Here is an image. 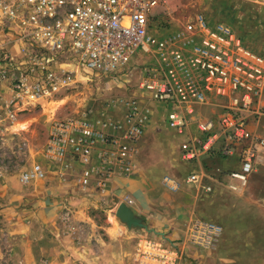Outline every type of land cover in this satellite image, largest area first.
<instances>
[{
    "label": "built area",
    "instance_id": "1",
    "mask_svg": "<svg viewBox=\"0 0 264 264\" xmlns=\"http://www.w3.org/2000/svg\"><path fill=\"white\" fill-rule=\"evenodd\" d=\"M161 1L0 0L4 44L19 48L14 57L0 45V81L36 107L75 85L74 70L56 72L55 62L112 77L134 60H146L138 70L137 89L165 110L163 121L169 130L186 135L179 145L180 159L190 163L211 152L222 158L238 153L239 169L220 173L233 181L227 189L236 193L247 187L264 151V137L252 134L245 120L264 94V56L248 48L232 28L211 25L201 13L177 31L158 35L163 31L156 23ZM213 98L222 102L220 114L216 119L201 116L200 107L212 104ZM105 106H122V120L103 116L104 110L54 119L43 146L46 160L61 170L63 187L71 185L77 196H94L101 202L113 178L132 174L151 112L134 96L112 98ZM189 126L194 133H185ZM45 178L43 170L34 168L25 171L20 182L27 185ZM198 181L196 175L186 179L188 184ZM162 182L173 192L180 188L170 176ZM201 189L206 195L213 193L211 186ZM222 235L220 225L194 219L187 226L185 245L209 250ZM182 256L178 261L194 264Z\"/></svg>",
    "mask_w": 264,
    "mask_h": 264
},
{
    "label": "rangeland",
    "instance_id": "2",
    "mask_svg": "<svg viewBox=\"0 0 264 264\" xmlns=\"http://www.w3.org/2000/svg\"><path fill=\"white\" fill-rule=\"evenodd\" d=\"M156 12V23L163 29L158 35L177 31L198 13L211 25L222 23L232 29L227 22L214 23V20L225 17L226 20L237 21V14L238 19L240 16L231 0H162ZM4 43L6 39L0 35V44ZM14 46L17 48L13 51L15 53L5 50L18 57L19 48ZM137 56L140 57L139 52ZM145 62L134 60L112 77L97 76L89 71L85 80L80 82L74 78L75 85L62 89L53 98L36 107L27 104L25 98H19L7 83L0 81V264H170L174 260L176 264L184 263V260L178 261L182 254L181 244H178L180 240L175 244L168 242L164 235L149 227L128 229L115 216L110 218L111 214L107 210L90 203L63 201L51 210L55 213L53 223L42 224L36 221L33 225L26 224L29 219L36 217V208L28 209L25 197L21 196L25 195V187L33 188L34 183L42 180L27 185L20 182V177L32 162L26 159L25 139L31 148L44 146L48 127L36 120L25 131V107L37 109L43 105L40 111L26 113H35L36 117L44 113L48 120L75 117L88 111L95 114L107 107L105 103L108 100L122 95L120 83L125 82L129 92L134 90L129 77L137 75L140 64ZM79 68L84 67L62 61L53 65L56 72L73 69L75 75L81 70ZM261 101H264V94ZM211 110V107H202L205 115H210ZM163 114H154V120L157 121L154 131L165 140L175 141L176 134L166 127ZM29 152L31 154L33 150ZM223 163L236 169L231 161ZM248 184L255 190L264 188V167L250 174ZM203 213L208 217H199V220L216 223L223 229V225L214 219L213 207L204 209ZM111 224L116 229H111Z\"/></svg>",
    "mask_w": 264,
    "mask_h": 264
},
{
    "label": "crops",
    "instance_id": "3",
    "mask_svg": "<svg viewBox=\"0 0 264 264\" xmlns=\"http://www.w3.org/2000/svg\"><path fill=\"white\" fill-rule=\"evenodd\" d=\"M231 1L240 14L239 19L237 14V21L226 20L222 17L221 20L220 18L214 20V23L225 21L230 24L248 48L263 56L264 0ZM3 47L11 52L17 49L10 43L3 44ZM79 69L81 70L75 78L81 82L86 79L85 76L89 71L82 70L84 68ZM138 79V74L129 77V81L133 84L131 85L135 87L132 92H129L125 82L120 83L122 95L117 96H134L151 110L139 143V156L132 174L127 178H113L108 185L104 202L94 196H77L71 189V185L66 188L62 186L61 170L55 169L46 160L43 146L40 148L32 146L31 148L25 139L26 159L32 161L27 170L37 168L46 173V178L34 183L33 188L25 187V195L21 196L25 197V205L28 209L36 208L34 211L35 215L37 214L36 217L34 215V218L29 219L26 224L33 225L36 221L42 224L53 223L55 213L51 210L63 201H72L74 204L76 202L90 203L107 210L111 214L110 218L115 216L119 205L125 204L135 217L141 219L144 227L161 233L168 242L174 243L180 240L181 243L178 244H181L182 253L194 264H264V188L255 190L252 185L250 187L248 184L236 193L228 191L227 185L233 181L220 173L239 169L238 153L229 158H222L218 153L211 152L200 155L190 163L182 161L179 156V145L186 135L176 134L175 141L165 140L154 131V126L157 124L154 114L162 112L164 116L166 112L160 105L150 101L147 95H142L138 91ZM262 96L254 103V110L245 115L247 129L260 137H264ZM45 104L48 105V103ZM218 104L220 101L213 98L212 104L202 106L211 107V114L205 115L200 107V115L216 119L221 112ZM42 109L43 105L37 109L31 106L25 107V131L36 120L49 126L52 118L48 120L45 117L46 114L42 113L36 117L35 113L32 115L26 113ZM103 116L122 120L124 109L122 106L106 108ZM258 131L259 134H257ZM185 133H194V127H187ZM30 150H33L31 154H29ZM224 161H231L236 169L224 165ZM259 167H264V151L258 155L253 173H257ZM190 175H196L199 181L188 184L186 179ZM165 176L179 181V190L173 192L168 189L162 182ZM203 186H211L213 193L209 195L203 193L201 189ZM65 196H68V199H65ZM17 197L14 196V198ZM210 207H213L214 219L223 225L224 232L219 244L209 250L186 247L184 242L187 226L194 219L208 217V215L205 216L206 212L203 213V210ZM41 209L44 210L41 211ZM111 227V229H116L113 224ZM234 240L239 243L237 244ZM228 241H231L229 245ZM251 250H254V253H251Z\"/></svg>",
    "mask_w": 264,
    "mask_h": 264
},
{
    "label": "water",
    "instance_id": "4",
    "mask_svg": "<svg viewBox=\"0 0 264 264\" xmlns=\"http://www.w3.org/2000/svg\"><path fill=\"white\" fill-rule=\"evenodd\" d=\"M115 217L128 229L144 227L141 222V219L135 217L131 210L125 204L119 205L115 212Z\"/></svg>",
    "mask_w": 264,
    "mask_h": 264
}]
</instances>
